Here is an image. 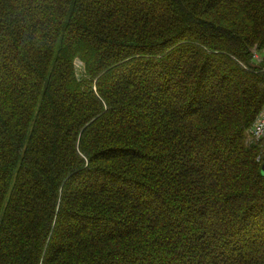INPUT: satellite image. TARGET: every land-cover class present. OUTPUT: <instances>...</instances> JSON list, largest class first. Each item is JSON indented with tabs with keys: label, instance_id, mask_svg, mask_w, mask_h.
<instances>
[{
	"label": "trees",
	"instance_id": "16d2710c",
	"mask_svg": "<svg viewBox=\"0 0 264 264\" xmlns=\"http://www.w3.org/2000/svg\"><path fill=\"white\" fill-rule=\"evenodd\" d=\"M263 50L264 0H0V264H264Z\"/></svg>",
	"mask_w": 264,
	"mask_h": 264
},
{
	"label": "built area",
	"instance_id": "2783aa9c",
	"mask_svg": "<svg viewBox=\"0 0 264 264\" xmlns=\"http://www.w3.org/2000/svg\"><path fill=\"white\" fill-rule=\"evenodd\" d=\"M254 135L257 138L264 139V106L254 125Z\"/></svg>",
	"mask_w": 264,
	"mask_h": 264
},
{
	"label": "rangeland",
	"instance_id": "374dc122",
	"mask_svg": "<svg viewBox=\"0 0 264 264\" xmlns=\"http://www.w3.org/2000/svg\"><path fill=\"white\" fill-rule=\"evenodd\" d=\"M260 55V54H259ZM260 57H261V55H260ZM76 66L79 68V70H83V65L81 64V62L80 61H77L76 62ZM264 171V170H263Z\"/></svg>",
	"mask_w": 264,
	"mask_h": 264
},
{
	"label": "water",
	"instance_id": "95a60500",
	"mask_svg": "<svg viewBox=\"0 0 264 264\" xmlns=\"http://www.w3.org/2000/svg\"><path fill=\"white\" fill-rule=\"evenodd\" d=\"M263 170H264V168H263Z\"/></svg>",
	"mask_w": 264,
	"mask_h": 264
}]
</instances>
